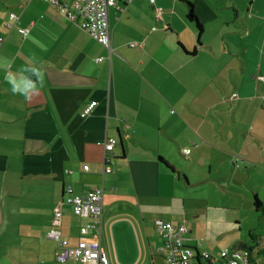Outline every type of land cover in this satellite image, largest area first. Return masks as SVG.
<instances>
[{
	"label": "crops",
	"instance_id": "crops-1",
	"mask_svg": "<svg viewBox=\"0 0 264 264\" xmlns=\"http://www.w3.org/2000/svg\"><path fill=\"white\" fill-rule=\"evenodd\" d=\"M107 20L110 53L46 1L0 0V65L18 72L35 59L45 69L28 102L0 67V264H78L57 262L46 237L66 185L102 190L99 242L111 264V253L164 264L159 221L187 227L193 264H222L231 243L219 242L211 213L240 199L255 241L234 238L231 250L264 264V0H116ZM60 213V235L74 244L86 218L65 204Z\"/></svg>",
	"mask_w": 264,
	"mask_h": 264
},
{
	"label": "built area",
	"instance_id": "built-area-1",
	"mask_svg": "<svg viewBox=\"0 0 264 264\" xmlns=\"http://www.w3.org/2000/svg\"><path fill=\"white\" fill-rule=\"evenodd\" d=\"M55 6L63 12L68 19L76 23L82 30L88 33L97 43L110 49V30L107 20L108 7L114 5L116 0H43ZM152 1V0H150ZM9 20H15V15L10 13ZM29 27H20L18 32L25 36ZM0 36V42L2 41ZM102 60L101 57L95 61ZM264 82V75L260 77ZM236 98L237 94H231ZM96 101H90L80 113V117H85L92 111ZM261 106L264 107V97L261 99ZM115 140L106 139L104 150V162L108 161L107 154L112 150ZM185 149L184 153H188ZM87 169V165L83 166ZM110 167L105 164L104 171H110ZM65 196L52 209L51 226L46 232L48 239L54 240L57 245L55 260L66 262L68 260L77 261L78 264H111V260L105 250L101 247L99 238L101 231V211H102V190L98 187L90 188L80 194L72 193L70 185L65 186ZM69 205L73 214L86 218V222L78 227V234L74 244H69L68 240L62 238L57 226L60 224L61 205ZM156 231L163 239L164 264H193L196 256L193 247L184 242V235L188 232L184 224L173 225L168 221H159ZM248 252L238 249H223L219 252L222 264H247ZM201 256L208 259L209 255L202 252Z\"/></svg>",
	"mask_w": 264,
	"mask_h": 264
},
{
	"label": "clouds",
	"instance_id": "clouds-1",
	"mask_svg": "<svg viewBox=\"0 0 264 264\" xmlns=\"http://www.w3.org/2000/svg\"><path fill=\"white\" fill-rule=\"evenodd\" d=\"M12 60H6L3 65L7 69L5 81L9 85V91L14 96H20L28 102H32L39 96L40 88L43 86L45 69L35 59L32 63L23 66L18 72L11 71Z\"/></svg>",
	"mask_w": 264,
	"mask_h": 264
},
{
	"label": "rangeland",
	"instance_id": "rangeland-1",
	"mask_svg": "<svg viewBox=\"0 0 264 264\" xmlns=\"http://www.w3.org/2000/svg\"><path fill=\"white\" fill-rule=\"evenodd\" d=\"M234 199V198H232ZM237 201V206L235 209H220L217 210V218L214 219V214L211 213V219L214 220V223L217 224V229L219 231H225L224 233V238L221 239L219 242H221V244L227 245L228 243H231L230 250L232 248V244H233V239L235 238H242L243 240H245L247 243H250V236L248 235V231L249 228L248 227L251 223V216H253L251 213L247 214L246 210H245V206L242 204V199H240L239 201ZM213 211V210H212ZM219 214H221V216H219ZM225 215L226 218L225 220H223V216ZM238 219L241 221V228L239 227V221ZM236 221H238V223H236ZM215 229V228H214ZM208 236V234H207ZM103 244L105 246V249L107 248L106 243L104 238L102 239ZM250 241V242H249ZM252 243V242H251ZM110 247L111 244H110ZM243 251V250H242ZM112 258L114 260V264H123V261L119 260L117 261L118 263H116L115 261V257H113V254L111 253ZM128 260V262H131V259H126ZM133 264H142V258L138 261H135Z\"/></svg>",
	"mask_w": 264,
	"mask_h": 264
},
{
	"label": "trees",
	"instance_id": "trees-1",
	"mask_svg": "<svg viewBox=\"0 0 264 264\" xmlns=\"http://www.w3.org/2000/svg\"><path fill=\"white\" fill-rule=\"evenodd\" d=\"M187 5L189 7L188 14H187V19L190 20L191 22H193L195 24L196 30H197L198 34H200L201 33V30H202L201 24L199 23V21L197 20L196 16L194 15V13L192 11L191 4L189 2H187ZM254 205L256 207L260 205L259 204V201L257 200V198H254ZM248 235L250 236L251 242H254L255 239L253 237V234L251 232H249ZM258 253H260L261 255L264 256V246L258 249Z\"/></svg>",
	"mask_w": 264,
	"mask_h": 264
}]
</instances>
